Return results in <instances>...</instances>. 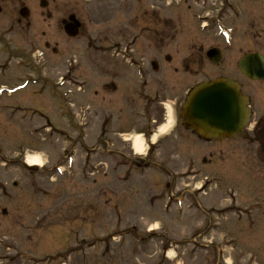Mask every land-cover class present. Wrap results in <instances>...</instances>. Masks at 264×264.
<instances>
[{
	"label": "rangeland",
	"instance_id": "obj_1",
	"mask_svg": "<svg viewBox=\"0 0 264 264\" xmlns=\"http://www.w3.org/2000/svg\"><path fill=\"white\" fill-rule=\"evenodd\" d=\"M41 1L0 0V264H264V151L258 145L264 137L254 135L264 115V84L243 80L231 65L230 76L250 99L249 128L209 145L178 126L133 166L125 141L147 126L116 107L127 109L128 87L115 96L101 93L109 77L99 72L97 37L121 34L128 9L135 50H146L154 39L150 0H46L45 8ZM168 1L158 12L178 14ZM21 5L28 19L20 17ZM73 12L82 29L70 39L62 21ZM103 16L107 20L97 21ZM200 22L169 28L175 38L169 40L183 51L190 40L227 45L223 27L201 30ZM247 37V48L256 50ZM232 44V50L241 47ZM205 78L200 73L199 80ZM158 86L149 92L160 93ZM162 92L168 100L184 93ZM27 156H38L42 167L26 166ZM238 205L253 211L239 222L231 214L220 218ZM224 237L239 242L222 246Z\"/></svg>",
	"mask_w": 264,
	"mask_h": 264
},
{
	"label": "flooded vegetation",
	"instance_id": "obj_2",
	"mask_svg": "<svg viewBox=\"0 0 264 264\" xmlns=\"http://www.w3.org/2000/svg\"><path fill=\"white\" fill-rule=\"evenodd\" d=\"M170 1L175 3L177 8L180 9L178 14L167 16L166 12L162 15L158 12V10L161 12L166 9V6L171 5L168 0L149 1V7H152L151 9L153 11L146 13H150L152 16L148 26L152 27L149 31L154 35V39L147 40V47L144 51L135 50L137 38L132 33L134 29L133 20L128 9L125 13L128 19L127 25L121 28L118 27L121 34L101 35L97 37V53L101 56L98 66L100 69L99 72H101V75L105 74V76L110 79L101 83V93L106 90H111L115 96L117 93L119 94L121 86L128 87L127 91H131L132 96L127 99L125 106L127 109L122 108L123 106L120 108V106L117 105L118 103H116V107H119V112L121 114L127 111L126 114L131 115V120L134 119L133 121L137 123L141 122L147 126V133L143 131L142 133H144L143 139L148 144L150 152L159 149V142L149 145L153 131H157L160 127L164 126L168 122V118H172L170 133L175 132L178 126H184L181 120L183 106L190 91L194 90L201 83H210L220 78H226L236 82L243 92V84L236 78L230 76L231 65H234L238 70L239 61L250 54H257L264 58V0ZM104 4L105 3L99 6L106 7V9H114L112 5ZM117 6L118 5H115V8ZM20 7V9H25L22 5ZM184 7H186L188 11L199 9V13H193L190 16L186 15L184 11L181 12ZM2 10L3 8L0 6V12ZM70 16H74L80 22L77 13H71L67 19ZM190 19L201 21V28L199 26L197 27V29L200 28L201 30H205L207 26H212L213 24L223 27L224 32L227 33L231 41L229 48L224 45V43H222L223 47H221L222 45L220 42L215 45L204 46V44H197L191 40L185 43L187 46L185 51H183L184 48L179 47V45L177 48V45H175L176 40H169L175 38L172 34H169L170 32L168 29L170 28L176 31L177 27L189 25ZM105 20H107V17L104 16L97 19V21ZM17 23L20 25L21 20H17ZM99 23L105 24L103 22ZM80 24L81 30L82 22H80ZM118 28H116L115 31H118ZM248 34L249 36L247 37ZM245 37L251 38L250 40L248 39L249 42H255L257 44L256 50L247 48V44L249 45V43L246 41ZM252 39H254V41ZM233 40L234 43L240 42L241 47L232 50ZM172 42L173 45L168 44ZM153 43H158L156 46L158 49L150 51L151 44ZM168 48H172V50H168ZM232 57L237 58V60L234 61ZM108 68L111 74H106ZM124 70L126 72H124ZM200 73H205L206 78L199 80ZM239 75L243 80L250 82L240 72ZM134 81H136L135 84L138 87L136 90L132 88L135 85ZM256 83H260L261 86V83L264 84V78ZM154 84H157V86L159 85L160 93L152 95L149 90H151ZM162 91H184V93L180 96H175L173 100H168L162 97L163 93H166ZM97 97H99V92H97ZM135 97L140 99L139 101L142 103L140 106L136 104L137 101ZM152 110H154V113H152ZM154 118L158 119L156 120ZM255 126L257 130L256 133L254 132V135L264 137V115L259 117ZM186 132L190 133L192 137L199 141L195 133L189 130ZM242 134L243 133H240L238 136ZM169 136L170 134L167 135V137ZM230 141L231 140H224L218 143ZM202 142L209 145L217 143L216 141ZM258 145L259 149L261 150L263 148L262 150L264 151V141L259 142ZM135 159L136 158L127 160H129L133 166H138L139 164L136 163ZM202 162L205 164V160H202ZM234 201L235 204H237L236 199ZM241 205L240 203V206ZM240 206L238 205V208L233 212L229 209L225 210V214L227 216L229 214H243V219L247 218V214L253 211V209H247V211L243 209V207L239 210ZM255 210L261 212V209L258 207Z\"/></svg>",
	"mask_w": 264,
	"mask_h": 264
},
{
	"label": "water",
	"instance_id": "obj_3",
	"mask_svg": "<svg viewBox=\"0 0 264 264\" xmlns=\"http://www.w3.org/2000/svg\"><path fill=\"white\" fill-rule=\"evenodd\" d=\"M46 6V1H42L41 7ZM20 16L28 18L29 13L22 10ZM62 24L66 36H78L80 24L74 16ZM238 69L250 80L259 81L264 77V59L256 54L246 55L239 62ZM248 106V98L242 96L236 83L218 79L192 90L183 107L182 121L203 139L234 138L248 126L251 116Z\"/></svg>",
	"mask_w": 264,
	"mask_h": 264
},
{
	"label": "bare ground",
	"instance_id": "obj_4",
	"mask_svg": "<svg viewBox=\"0 0 264 264\" xmlns=\"http://www.w3.org/2000/svg\"><path fill=\"white\" fill-rule=\"evenodd\" d=\"M170 122L171 120H169L167 124H165V126L161 127L160 129L161 133L166 132V130L170 127ZM155 139L156 138L154 136L152 140L154 141ZM127 141L131 143L132 149L135 152V154L137 155L144 154L145 143L141 135H136L134 137H131ZM25 164L26 166L31 167V168H41L42 167L41 160L38 156H27L25 159Z\"/></svg>",
	"mask_w": 264,
	"mask_h": 264
}]
</instances>
